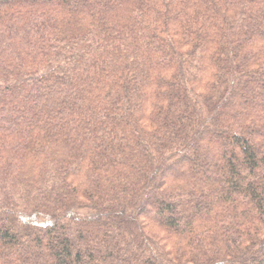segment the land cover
Returning <instances> with one entry per match:
<instances>
[{
    "label": "trees",
    "instance_id": "16d2710c",
    "mask_svg": "<svg viewBox=\"0 0 264 264\" xmlns=\"http://www.w3.org/2000/svg\"><path fill=\"white\" fill-rule=\"evenodd\" d=\"M0 264H264V0H0Z\"/></svg>",
    "mask_w": 264,
    "mask_h": 264
}]
</instances>
